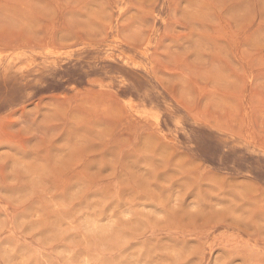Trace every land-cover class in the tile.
Returning a JSON list of instances; mask_svg holds the SVG:
<instances>
[{
    "label": "rangeland",
    "instance_id": "374dc122",
    "mask_svg": "<svg viewBox=\"0 0 264 264\" xmlns=\"http://www.w3.org/2000/svg\"><path fill=\"white\" fill-rule=\"evenodd\" d=\"M0 264H264V0H0Z\"/></svg>",
    "mask_w": 264,
    "mask_h": 264
}]
</instances>
